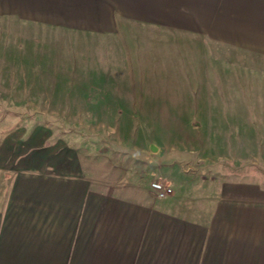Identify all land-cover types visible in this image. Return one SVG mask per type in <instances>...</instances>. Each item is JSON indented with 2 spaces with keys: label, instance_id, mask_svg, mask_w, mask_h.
I'll use <instances>...</instances> for the list:
<instances>
[{
  "label": "crops",
  "instance_id": "0c3cea01",
  "mask_svg": "<svg viewBox=\"0 0 264 264\" xmlns=\"http://www.w3.org/2000/svg\"><path fill=\"white\" fill-rule=\"evenodd\" d=\"M177 55L216 65H177L189 81L175 80L162 69ZM223 72L264 75V0H0V87L55 106L38 120L85 105L89 121L132 122L169 95L207 104ZM123 143L0 128V264H264V178L192 172L184 156ZM155 180L172 191L158 197Z\"/></svg>",
  "mask_w": 264,
  "mask_h": 264
},
{
  "label": "rangeland",
  "instance_id": "374dc122",
  "mask_svg": "<svg viewBox=\"0 0 264 264\" xmlns=\"http://www.w3.org/2000/svg\"><path fill=\"white\" fill-rule=\"evenodd\" d=\"M178 50H180L178 47L175 48V51ZM165 59L169 62L173 61L171 65L174 66L164 64L162 70L167 71L169 77L172 76L175 80H181L180 76L185 77L186 82L189 81L187 73H178L173 69L177 65L181 67L196 62L201 72L216 65L214 58L210 57L177 55L167 56ZM167 72L159 73V76L166 79ZM67 75L71 76V74ZM8 76L2 74L0 81L7 82ZM206 76L209 79V75ZM263 77L261 73L223 72L219 77L222 89L219 88V95L215 92L207 104H199L195 100L188 104L187 101L179 97L172 98L171 95L159 97L148 105H137V109L142 110V113L139 120L132 122L89 121L86 119L85 105L58 106V109L63 108V111L66 110L68 113V115L64 113L65 116L61 121L38 120L40 109L52 110L55 106L21 104L23 100L38 95L32 96L25 89H16L12 84L7 87L8 83H4L0 87V128H14L22 124L34 127L42 124L47 125L52 132L53 129L56 132L59 129L61 133L73 132L84 141L88 136L97 137L103 146L108 145L111 150H115L122 142L123 145L126 144L124 149L127 152L131 148L143 146L150 154L153 152V147H159L161 156L169 154L172 157L184 156L182 164L192 172L211 176L220 173L224 176L237 174L262 179L264 178ZM170 82L171 78L168 80V83ZM167 90L172 93L173 89ZM8 98L11 102H16L7 104ZM219 100L224 102L220 103ZM73 109H78V115ZM23 114H29L30 121H24ZM65 117H73L75 120H65ZM130 131H132L131 136L134 137L130 138L126 133ZM111 154L113 158L116 153ZM136 165L137 163L130 159L123 164L130 170H134Z\"/></svg>",
  "mask_w": 264,
  "mask_h": 264
},
{
  "label": "built area",
  "instance_id": "2783aa9c",
  "mask_svg": "<svg viewBox=\"0 0 264 264\" xmlns=\"http://www.w3.org/2000/svg\"><path fill=\"white\" fill-rule=\"evenodd\" d=\"M150 186L158 197H164L172 191L169 185L160 180L150 182Z\"/></svg>",
  "mask_w": 264,
  "mask_h": 264
}]
</instances>
